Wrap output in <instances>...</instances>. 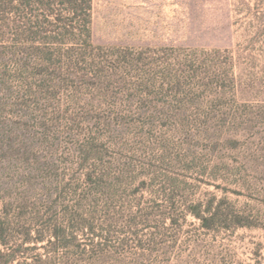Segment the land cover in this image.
I'll list each match as a JSON object with an SVG mask.
<instances>
[{
    "label": "rangeland",
    "instance_id": "1",
    "mask_svg": "<svg viewBox=\"0 0 264 264\" xmlns=\"http://www.w3.org/2000/svg\"><path fill=\"white\" fill-rule=\"evenodd\" d=\"M83 3L0 21V264H264V0Z\"/></svg>",
    "mask_w": 264,
    "mask_h": 264
},
{
    "label": "trees",
    "instance_id": "2",
    "mask_svg": "<svg viewBox=\"0 0 264 264\" xmlns=\"http://www.w3.org/2000/svg\"><path fill=\"white\" fill-rule=\"evenodd\" d=\"M0 0V21H2L4 27H10L11 25H15V21L12 20V16L14 14H19L25 21L28 19L27 15L28 13L25 12L29 0ZM24 8V9H22ZM79 9V8H78ZM91 9H92V0H84V3L80 5V12L82 18V25L84 27V31L82 33L83 36H89L90 34V23H91ZM80 15V14H78ZM59 22H65L62 18H56ZM24 21V20H23ZM47 22H50L49 19H47ZM197 217L201 218L203 221H205V218L203 216H200V214H195ZM104 250V249H102ZM101 250L97 252V254H101ZM95 256V255H94Z\"/></svg>",
    "mask_w": 264,
    "mask_h": 264
}]
</instances>
